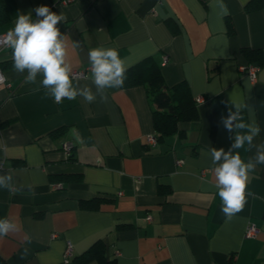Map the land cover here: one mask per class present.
<instances>
[{
    "label": "crops",
    "instance_id": "obj_1",
    "mask_svg": "<svg viewBox=\"0 0 264 264\" xmlns=\"http://www.w3.org/2000/svg\"><path fill=\"white\" fill-rule=\"evenodd\" d=\"M64 1L2 0L9 20L0 35L19 14L36 19L34 9L48 6L65 17L58 27L73 71L91 68L87 55L98 46L117 48L127 70L152 58L166 87L187 85L198 119L179 123L182 136L148 144L156 135L143 87L98 93L89 71L73 82L91 88L95 101L56 103L42 76L26 83L27 72L6 70L0 175L11 181L0 187V219L14 221L17 231L0 238V257L7 264H77L100 242L114 264H264V164L251 174L243 209L229 220L209 155L233 142L220 122L235 110L231 99L244 105L239 122L259 125L253 143H264V61L254 82L239 72L250 53L264 60V6L247 12L251 0H222L225 15L221 0ZM10 51H0V64ZM64 143L71 144L69 156ZM246 149L235 150L245 161L256 153ZM250 225L258 233L246 238Z\"/></svg>",
    "mask_w": 264,
    "mask_h": 264
},
{
    "label": "clouds",
    "instance_id": "obj_2",
    "mask_svg": "<svg viewBox=\"0 0 264 264\" xmlns=\"http://www.w3.org/2000/svg\"><path fill=\"white\" fill-rule=\"evenodd\" d=\"M220 8L223 14H228L227 6L222 0ZM34 11L36 19L32 18L31 13L19 14L14 28L0 37V44L12 50L15 71L20 74L27 72L26 83H36L37 76H42L41 86L46 90V95L56 103H61L64 99L74 100L78 96L89 103L95 101L96 93L91 88L74 85L68 40L58 27L65 17L51 11L48 6H38ZM78 46V42L72 44L73 48ZM87 59L91 65L92 83L98 93L123 86L128 65L117 48H92ZM231 104L235 110L229 108L227 116H221L220 122L226 131L234 133L230 135L233 142L228 151L223 148L209 149L214 186L221 199V212L229 220L243 209L247 197L251 195L247 192L251 174L257 165L264 164V143H253L260 133L259 125L255 121L248 124L239 122L244 105L232 99ZM245 145L248 151L253 147L256 149L255 156L247 161L235 151ZM10 181V176L0 175V187L8 188ZM15 231L17 224L14 221L0 219V238Z\"/></svg>",
    "mask_w": 264,
    "mask_h": 264
},
{
    "label": "trees",
    "instance_id": "obj_3",
    "mask_svg": "<svg viewBox=\"0 0 264 264\" xmlns=\"http://www.w3.org/2000/svg\"><path fill=\"white\" fill-rule=\"evenodd\" d=\"M264 6L261 0H251L246 7L247 12H252ZM2 0H0V28L8 22ZM12 50L10 51L11 54ZM248 54V53H247ZM262 54L253 52L248 54V63L257 67L262 65ZM8 69H14L12 58L0 64L2 73ZM123 86L121 88L143 87L149 104L152 107L151 122L156 135L157 142L183 133L178 129L179 123L193 122L198 119L196 104L185 83H179L172 87H166L161 75L159 66L152 58L146 59L127 70ZM55 134V133H54ZM53 134V135H54ZM73 160L71 157L70 161ZM77 180V179H76ZM57 182H69V178H58ZM77 264H86L91 260H96L98 264H114L105 258L102 243L94 244L85 254L77 258ZM0 264H7L0 257Z\"/></svg>",
    "mask_w": 264,
    "mask_h": 264
},
{
    "label": "built area",
    "instance_id": "obj_4",
    "mask_svg": "<svg viewBox=\"0 0 264 264\" xmlns=\"http://www.w3.org/2000/svg\"><path fill=\"white\" fill-rule=\"evenodd\" d=\"M70 2L69 0H65L64 3H68ZM6 33L4 34H1L0 37L4 36ZM8 47L4 46L3 44H0V51H2L3 49H6ZM167 62V59L165 58L164 59V62L163 64H165ZM258 70L259 68L257 66H254L252 64H249V65H244V66H240L239 67V72L243 73V74H246L250 80L252 82H254L256 80V77H257V73H258ZM91 71V68H84V69H81V70H76V71H73L72 75L74 77V80H77V79H84L87 75V72ZM5 84V77L3 75V73L1 72L0 70V87L2 85ZM202 100L201 99H197V103H200ZM147 143L148 144H152V145H155L156 144V139L152 136L148 137L147 138ZM71 144L70 143H64L62 145V151L65 153V155L69 156L71 154ZM258 233V230H256V228L252 225L248 226L247 229H246V232H245V237L246 238H253L255 237V235ZM71 255V246H67V249L65 251V258H68L70 257Z\"/></svg>",
    "mask_w": 264,
    "mask_h": 264
}]
</instances>
